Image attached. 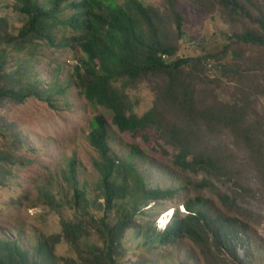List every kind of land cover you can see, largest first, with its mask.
I'll list each match as a JSON object with an SVG mask.
<instances>
[{
    "label": "rangeland",
    "instance_id": "rangeland-1",
    "mask_svg": "<svg viewBox=\"0 0 264 264\" xmlns=\"http://www.w3.org/2000/svg\"><path fill=\"white\" fill-rule=\"evenodd\" d=\"M37 1L44 8H50V0ZM79 1L68 0L63 4L59 19L70 20L74 16L70 3ZM141 1L163 15L161 30L168 42L177 47L176 54L170 55L168 61L216 55L217 58L205 61L200 73L203 80H196L200 105L210 106L220 97L232 109H239L245 104L244 91H249L251 103L246 123L263 133L264 47L231 39L232 33L246 29L261 32L259 25L231 15L221 0ZM240 1L251 18L264 14V0ZM16 4L15 0H0V21L3 22L0 32L5 30L11 36L26 21ZM176 13L181 19L182 34L178 33ZM74 35L68 24H58L52 30V44L36 38L21 46L0 45V61L5 63L0 73L5 75L9 86L18 88L31 83L41 95L51 99L50 103L32 97L23 103L10 98L0 102V240L16 242L32 258L39 243L45 242L52 252L53 263L69 264L66 260H72L78 264L65 238L58 243L52 238L62 235L63 220L82 223L92 218L91 226L83 225L78 244L102 249V242L94 231L95 221L104 215L99 206L103 199L99 188L101 177L96 168L102 159L91 146L89 134L94 118L104 114L114 152L122 161L134 164L147 188L169 192L157 201L147 202L136 200L129 190L125 197L116 200L107 213L108 224H114L133 203L139 209L135 225L127 231L116 253L119 264H209L205 251L191 240L182 238L164 244L160 238L168 223L186 215L184 204L195 197L202 200L201 204L212 216L230 215L246 226L237 247L238 256L244 262L228 259L226 264H264V174L240 142L242 136L227 132L216 136L218 143L226 145L222 148L233 153L236 168L233 179L238 178L242 183L238 207L229 212L209 188H198L204 173L182 170L173 164L178 150L162 135L153 128L137 133L120 132L106 108L85 98L76 77V67L84 62L85 55L71 41ZM227 45L231 46L227 48ZM224 67L228 70L224 71ZM156 85V80L148 76L127 88L133 109L139 115L153 106ZM73 161L75 180L70 173ZM114 176L123 182L124 168ZM75 188L84 193L87 209L83 205L76 207Z\"/></svg>",
    "mask_w": 264,
    "mask_h": 264
},
{
    "label": "trees",
    "instance_id": "trees-1",
    "mask_svg": "<svg viewBox=\"0 0 264 264\" xmlns=\"http://www.w3.org/2000/svg\"><path fill=\"white\" fill-rule=\"evenodd\" d=\"M15 1L17 10L26 21L15 35L11 36L2 30L0 45L21 46L36 38L52 44L53 28L58 24H68L75 32L71 41L78 44L85 55L84 62L76 67L77 82L85 98L92 104L106 108L120 132L137 133L153 128L168 144L177 148L173 161L175 166L205 174L198 182L199 189L209 188L229 212L238 207L237 196L242 183L238 178L233 179L236 169L233 153L223 149L226 145L218 143L216 136L224 132L234 136L235 133L241 135L240 142L245 145L253 162L264 174V132L260 133L259 128L246 123L247 109L251 103L249 91H246L249 96L244 91L245 104L239 109H232L220 97H216V102L210 106L200 105L196 80H203L200 73L205 68V61L217 58L215 54L165 60L162 55L174 56L177 47L168 42L166 34L161 30L162 13L141 0H124L122 4L107 0L72 2L70 6L74 16L68 21L58 17L62 12V5L68 0H50L48 9L37 0ZM221 2L231 15L256 22L261 30L255 32L246 29L242 33H232V41L264 47V14L251 18L240 0ZM176 17L178 33L182 34L181 19L177 13ZM1 22L2 20L0 29ZM229 46L231 45H227V48ZM4 64L0 61V70ZM191 64L193 66L190 68ZM227 70L228 67H224V71ZM148 76L156 80V97L153 106L139 115L134 111L126 90ZM4 77L0 73V102L10 98L23 103L32 97L50 103L51 99L41 95L36 85L27 83L16 88L14 85L9 86L11 84ZM89 142L102 159V162L96 164V168L101 177L99 188L103 203H99V206L104 215L95 221L94 227L102 242V249L94 245L78 244L83 225L91 226L92 218L89 222L81 221L82 223L63 220L62 235L52 239L58 243L62 237L65 238L78 264H119L116 253L119 252L118 248L127 231L135 225L139 209L133 203L114 224H108L107 213L116 200L125 197L129 190L136 196V200L147 202L157 201L169 192L147 188L134 164L119 158L109 143L108 119L104 114L94 118ZM74 164L73 161L70 173L71 179L75 180ZM121 167L125 170L123 182H119L114 176ZM229 183L238 191L229 187ZM201 202L199 197L185 202L188 212L165 226L160 234L161 241L165 244L182 238L189 239L205 251L209 264H226L229 260L243 263L238 256L237 247L240 234H245V224L230 215L212 216ZM74 203L78 208L83 205L87 209L84 193L77 188L74 190ZM51 255L45 242L39 243L35 258H32L16 242L0 240V264H49L52 262ZM66 261L76 264L72 260Z\"/></svg>",
    "mask_w": 264,
    "mask_h": 264
},
{
    "label": "built area",
    "instance_id": "built-area-1",
    "mask_svg": "<svg viewBox=\"0 0 264 264\" xmlns=\"http://www.w3.org/2000/svg\"><path fill=\"white\" fill-rule=\"evenodd\" d=\"M162 57H163L165 60H167V59L169 58L167 54H163ZM209 65L211 66V64H209ZM184 211H185V210H184Z\"/></svg>",
    "mask_w": 264,
    "mask_h": 264
}]
</instances>
